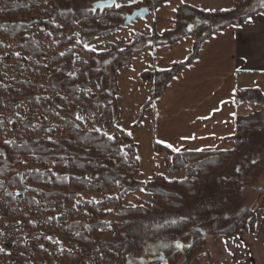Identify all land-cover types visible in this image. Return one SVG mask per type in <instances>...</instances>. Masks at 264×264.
<instances>
[{
	"label": "trees",
	"instance_id": "1",
	"mask_svg": "<svg viewBox=\"0 0 264 264\" xmlns=\"http://www.w3.org/2000/svg\"><path fill=\"white\" fill-rule=\"evenodd\" d=\"M97 1L0 0V38H8L24 58L34 62L46 60L55 67L52 90L66 94V99L60 103L70 104V100H74L82 104L88 115H92L97 105H92L94 100H90L93 97L85 90L98 85L97 91L101 92V97L97 104L110 117L115 131L110 139L103 133L80 129L73 121H67L63 137L57 140L48 139L45 129L39 128L36 132L42 138L23 140L21 135V139L0 143V196L17 206L20 202L34 205L32 195L39 198L37 203L45 209L42 212L45 222L53 226L55 232L62 234L64 244L69 246V250L62 249L53 257H47L52 264L58 260L63 264H89L91 259L96 260L95 264H112L116 257L118 264H134L137 259L140 264H173L180 252L174 247L176 243L185 248L186 255L197 244H185L180 238L192 236L197 232L195 227L210 226L223 213L231 210L232 205L228 201L232 190L225 185V180L217 179L226 165L264 127L258 124L253 115H237L232 136L235 147L229 152L176 154L153 144L156 152L165 157L167 173L176 176L184 169L185 177L181 181H166L157 176L148 183L137 182L135 177L139 169L134 144L129 135L115 126L116 85L113 91H107L108 74L113 75L129 65L136 54L156 45H171L186 35L194 37L193 51L187 62L191 61L211 35L226 27L238 26L254 14H264V6L248 13L243 9L251 0H235V7L226 12L208 13L186 5L180 6L176 11L173 30L153 39L134 35L122 50L106 43L111 55L85 49L83 52L91 61L84 64L77 75H72L74 51L68 46L75 40L59 38L58 27L53 20L57 19L66 28H76L79 31L76 45L82 49V45L96 38L120 31L124 16L136 10L135 7L126 6L127 2L134 0H116V4H121L119 7L115 4L103 11L93 10L92 4ZM143 1L147 4L144 8L150 12L165 0ZM146 41L152 44L134 52L135 44ZM59 49H63V52L59 53ZM184 64H176L168 71H146L142 74L143 79L153 84V100L163 93L168 82ZM20 70L21 65H16L15 72L19 74ZM3 78L0 74V107L6 105L13 111L19 99L30 100L38 106L35 103L36 92L28 81H16L13 85L5 86L1 80ZM255 96L263 99L258 90H239L235 95L236 103L253 105ZM57 100L52 101L51 107L46 103L49 111L57 106ZM153 100L150 102L152 110ZM32 118L33 110L29 111L26 119L16 122L0 116V132L11 130L18 133V125L24 129L32 128ZM123 145H126L124 150ZM214 180L217 191L203 197L202 193ZM16 188H21L22 193L15 195ZM110 190H116V195L103 201L90 204L77 202L83 191L104 194ZM139 190L150 195V210L125 208L119 204L126 194ZM110 205L116 207L117 224L113 237L108 235V224L104 221ZM12 215L21 223L28 224L21 211L15 210ZM248 216L251 217L250 222L244 227L242 220ZM253 228L254 214L247 212L230 230L216 235L226 238L247 235L252 233ZM197 233L200 234V231ZM205 238L207 234L204 232L201 239ZM8 260L11 264H23L21 257L10 256Z\"/></svg>",
	"mask_w": 264,
	"mask_h": 264
},
{
	"label": "rangeland",
	"instance_id": "2",
	"mask_svg": "<svg viewBox=\"0 0 264 264\" xmlns=\"http://www.w3.org/2000/svg\"><path fill=\"white\" fill-rule=\"evenodd\" d=\"M121 5L117 3L115 6ZM137 9L144 8L147 4L143 0H134L126 3V6ZM264 6V0H251V3L243 9L248 13L255 8ZM149 18H137L130 25L113 34L102 38H96L85 45L82 49L78 48L76 43L79 42V31L76 28H66L57 19L53 20V24L58 27L59 38L70 39L72 42L68 48L74 51V61L72 66V75L82 69L84 64L91 61L83 50H92L95 53L106 52L111 55V50L105 44L115 46L116 49L122 50L125 45L133 40L134 35L146 37L150 34ZM136 41V40H135ZM0 43V74L4 76L2 80L5 86L13 85L16 81H28L33 86L32 90L36 92L35 106L30 100H18V105L13 111H10L6 105L0 107V116L16 122L18 119H26L30 110H33L34 118H32L34 126L24 129L19 126L18 133L8 130L0 132V143L12 142L16 139H39L43 136L36 132L37 129H45V137L50 140H57L63 137L65 133L64 124L67 121H73L80 129L93 130L112 137L115 133L110 117L103 111L97 101L100 100L101 92L97 91L98 85L91 86L85 91L93 97L90 101L94 103L96 112L88 115L82 104L71 101L70 104H63L62 99H66L64 92L52 90L51 86L55 85L54 72L55 67L46 60L42 62H34L29 58H24L23 53L8 39L1 37ZM55 43V42H54ZM138 43V42H137ZM152 44L151 41L140 42L135 44L134 52L142 46ZM56 50V49H55ZM52 51V50H51ZM59 53L63 49L58 50ZM148 50L135 55L130 64L120 68L115 74L109 72V82L107 91L111 92L116 85V107L117 119L115 126L123 130L130 136L138 161V169L135 179L137 182L148 183L155 177H163L166 181H171L166 171V163L164 155L157 153L154 149L152 140V108L154 90L150 80L143 79L142 74L150 71L152 61ZM111 57V56H108ZM49 60V57L47 58ZM21 65L19 74L15 72V66ZM57 70V69H56ZM57 98L58 104L49 111L47 104L51 107L52 101ZM96 100V101H95ZM253 105H246L245 112L249 110L250 116H255L259 125L264 127V99L253 98ZM47 103V104H46ZM249 104V103H248ZM244 107V106H243ZM246 115V116H247ZM243 116V115H241ZM126 145L122 146L124 150ZM255 161V163H253ZM239 169V171H237ZM181 179L185 177V170L181 169L178 174ZM169 178V180H168ZM217 180H225V185L232 190L229 201L232 205L231 210L223 213L216 222L210 226L204 225L195 227L192 236L180 238V240L189 244L197 243L194 250L186 255L183 247L177 248L179 255L175 258L173 264H215L212 244L220 237L216 234L230 230L234 224L242 219L245 213L251 215L254 203L263 200L264 197V130L255 136L254 140L232 161H230L220 178ZM181 181V180H179ZM214 180L202 193V196L211 195L216 192L217 187ZM3 192V191H2ZM22 193L21 188H16L14 194ZM5 195V194H3ZM116 195V190H110L104 194H96L93 192H81L79 194L78 203H96ZM2 196V195H1ZM0 196V264H11L8 257H21L23 264H52L47 261V257H53L57 251L62 249L69 250V246L63 242V235L55 232V228L45 222L42 212L45 210L37 203L39 198L33 196L34 205H25L20 202L18 206L12 201H8L5 197ZM125 208L142 207L146 210L151 209V197L145 192L139 190L137 192L126 194L119 203ZM15 210L24 213L28 224L21 223L19 219L12 214ZM116 207L110 205L108 207V215L104 221L108 224V235L114 236L116 230ZM14 211V212H13ZM250 216L242 220V225L247 227L250 222ZM15 223V224H14ZM12 225V226H11ZM201 228V229H199ZM240 231V230H239ZM201 232L207 234V238L201 239ZM234 237V236H233ZM203 238V237H202ZM228 257V256H227ZM89 264H95L96 260L91 259ZM58 260L54 264H63ZM142 263V262H141ZM105 264V263H101ZM112 264H118V258L114 259ZM134 264H140L134 261Z\"/></svg>",
	"mask_w": 264,
	"mask_h": 264
},
{
	"label": "crops",
	"instance_id": "3",
	"mask_svg": "<svg viewBox=\"0 0 264 264\" xmlns=\"http://www.w3.org/2000/svg\"><path fill=\"white\" fill-rule=\"evenodd\" d=\"M235 3L165 0L148 12L150 34L146 37L153 39L173 30L180 6L213 13L232 10ZM193 44L194 37L186 35L171 45H156L148 50L151 72L168 71L185 63L153 100V144L176 154L232 151L236 117L249 114L245 106L250 105L237 104L236 92L258 90L264 99V14H254L238 26L214 33L202 44L197 56L187 62ZM164 142L180 151L173 152ZM169 176L171 181L183 180L179 175ZM252 212V233L218 237L212 244L215 264H264V200L256 201Z\"/></svg>",
	"mask_w": 264,
	"mask_h": 264
},
{
	"label": "water",
	"instance_id": "4",
	"mask_svg": "<svg viewBox=\"0 0 264 264\" xmlns=\"http://www.w3.org/2000/svg\"><path fill=\"white\" fill-rule=\"evenodd\" d=\"M98 3L105 5V6L97 8L96 5ZM108 4H112L111 7H113L116 4V0H99V1L92 4V9L98 10V11H103L104 9L111 8V7L106 6ZM147 15H148V10L146 8H139V9L133 10L130 14H127L124 16L123 26L130 25L137 18H146ZM201 234L204 235V232H201Z\"/></svg>",
	"mask_w": 264,
	"mask_h": 264
},
{
	"label": "snow or ice",
	"instance_id": "5",
	"mask_svg": "<svg viewBox=\"0 0 264 264\" xmlns=\"http://www.w3.org/2000/svg\"><path fill=\"white\" fill-rule=\"evenodd\" d=\"M103 6H105V5H102V4H100V3H98V4L96 5L97 8H99V7H103ZM106 6H107V7H111L112 4H108V5H106ZM117 6H119V5H117ZM174 10H175V9H174ZM233 115H235V114H233ZM110 139H111V137H110ZM182 139H183V138H182ZM193 139H194V137H193ZM164 143H165V146H166L167 148L171 149L173 152H179V151H180V149L177 148V147H175L174 145L169 144V143H166V142H164ZM196 150H197V151H203L202 149H196ZM253 163H255V161H253ZM237 171H239V169H237ZM173 222H174V221H173ZM176 247H177V248H181L182 245L179 244V243H177Z\"/></svg>",
	"mask_w": 264,
	"mask_h": 264
}]
</instances>
